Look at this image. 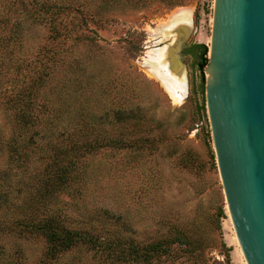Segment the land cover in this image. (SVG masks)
Listing matches in <instances>:
<instances>
[{"label": "rangeland", "instance_id": "1", "mask_svg": "<svg viewBox=\"0 0 264 264\" xmlns=\"http://www.w3.org/2000/svg\"><path fill=\"white\" fill-rule=\"evenodd\" d=\"M210 8L0 0V264H244L203 116L205 73L181 57L180 104L149 74L160 52L175 74L167 51L180 27L184 43L207 47ZM182 10L187 21L172 18ZM54 213L96 244L50 250L33 222ZM154 240L170 252L150 258Z\"/></svg>", "mask_w": 264, "mask_h": 264}, {"label": "water", "instance_id": "2", "mask_svg": "<svg viewBox=\"0 0 264 264\" xmlns=\"http://www.w3.org/2000/svg\"><path fill=\"white\" fill-rule=\"evenodd\" d=\"M183 29L167 58L181 76ZM207 48L202 111L224 213L241 261L264 264V0H211Z\"/></svg>", "mask_w": 264, "mask_h": 264}, {"label": "trees", "instance_id": "3", "mask_svg": "<svg viewBox=\"0 0 264 264\" xmlns=\"http://www.w3.org/2000/svg\"><path fill=\"white\" fill-rule=\"evenodd\" d=\"M196 48L198 49L197 52V66L200 70H203L204 66L207 64V47L204 44L197 43ZM21 113H17L18 116L21 117L22 120H24V125H27V121L32 118V116L28 115V112L21 108ZM26 111V112H25ZM63 168V165L60 166ZM60 170V169H59ZM64 171V170H62ZM55 176L58 177V180L65 176L66 173H62L61 171L53 173ZM58 180H56V184H58ZM35 228L38 232L42 233L47 240L49 241L50 250H65L69 246L72 245V242L74 239H79L81 241L89 240L91 243L96 244L95 240H92L91 238H88V235H82L78 231L66 229L63 227V225L60 224L57 215L53 214V219L47 222L46 219L40 218L37 222V220H34ZM31 223V224H33ZM29 225V224H28ZM28 225L25 227L27 228ZM175 239V238H174ZM104 240L100 241V246H104V248L110 247L109 244H104ZM147 254L150 258H154L158 255H161L163 253H168L170 250L168 249V246L166 245L165 241L162 240H154L148 243V245L145 248Z\"/></svg>", "mask_w": 264, "mask_h": 264}, {"label": "bare ground", "instance_id": "4", "mask_svg": "<svg viewBox=\"0 0 264 264\" xmlns=\"http://www.w3.org/2000/svg\"><path fill=\"white\" fill-rule=\"evenodd\" d=\"M190 11L182 10L179 12H174L172 15V18L177 19V21H187L189 18ZM175 21V22H177ZM175 24V23H174ZM169 53V50L167 51ZM161 56L159 55L158 62L160 66L154 67L149 69V74H151L153 77H155L160 84L163 86V88L167 91L170 98L175 102L180 104L187 93V87L185 81L182 79V76L180 73L175 71V74L170 72L166 69V63L164 60V53ZM166 57V54H165ZM169 58V54L167 56ZM164 60V61H163ZM169 61L167 62V66H170ZM172 74L174 76H172Z\"/></svg>", "mask_w": 264, "mask_h": 264}, {"label": "flooded vegetation", "instance_id": "5", "mask_svg": "<svg viewBox=\"0 0 264 264\" xmlns=\"http://www.w3.org/2000/svg\"><path fill=\"white\" fill-rule=\"evenodd\" d=\"M197 43L195 42H191V43H184L182 45V48H181V55L182 56H187L189 57L190 59L194 60L195 62H197V48H196V45Z\"/></svg>", "mask_w": 264, "mask_h": 264}]
</instances>
